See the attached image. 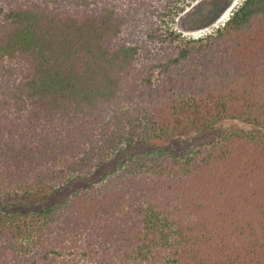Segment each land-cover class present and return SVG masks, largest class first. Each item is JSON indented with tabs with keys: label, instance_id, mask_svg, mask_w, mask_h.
<instances>
[{
	"label": "trees",
	"instance_id": "1",
	"mask_svg": "<svg viewBox=\"0 0 264 264\" xmlns=\"http://www.w3.org/2000/svg\"><path fill=\"white\" fill-rule=\"evenodd\" d=\"M194 0H0V264H264V0L213 34ZM56 13V14H55ZM254 127L96 169L126 148Z\"/></svg>",
	"mask_w": 264,
	"mask_h": 264
},
{
	"label": "rangeland",
	"instance_id": "2",
	"mask_svg": "<svg viewBox=\"0 0 264 264\" xmlns=\"http://www.w3.org/2000/svg\"><path fill=\"white\" fill-rule=\"evenodd\" d=\"M244 0H194L187 5V9L172 23V27L183 37L198 39L213 34L222 27L232 16ZM56 14V13H55ZM237 130L252 131L254 127L230 120L220 122L214 131L197 135L193 131L183 132L174 139L157 140L150 144L139 145L133 149L126 148L117 154L114 159L105 166L98 168L91 176V180H100L105 173L113 170L115 165L123 164L138 154L147 153L156 148H164L176 154H182L191 148L201 144L213 142L224 135H229ZM86 182L78 180L69 188L63 189L48 197L33 196L29 199L19 197H3L0 201L3 205H12L9 212L14 210L23 215L36 213L56 203L68 199L71 195L87 188ZM1 206V205H0Z\"/></svg>",
	"mask_w": 264,
	"mask_h": 264
}]
</instances>
